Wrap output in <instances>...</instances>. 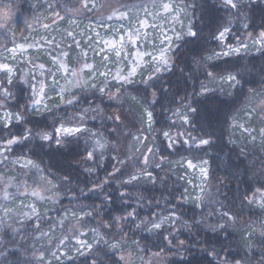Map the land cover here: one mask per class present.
<instances>
[{
  "label": "snow or ice",
  "instance_id": "obj_1",
  "mask_svg": "<svg viewBox=\"0 0 264 264\" xmlns=\"http://www.w3.org/2000/svg\"><path fill=\"white\" fill-rule=\"evenodd\" d=\"M254 2L221 0L227 15L210 33L216 48L192 58L196 71L205 79L200 82L199 91L176 98L178 107L164 109L170 119H175L157 129L155 105L160 102L161 93L167 91L161 76L176 68L187 47L199 42L202 29L210 26L204 20L203 9L199 24L191 19L184 24L181 17L191 16L197 10L196 3L72 0L70 7L56 5L65 15L60 11L52 13L51 23L40 24V17H36L26 24L29 32H35L37 24L47 32L66 18L75 28L87 19V31L94 35L66 30L72 43L64 50L62 42L47 36L24 37L25 43H16V33L9 25L24 5L18 0H0V36L5 39L0 43V233L5 237L13 233L34 242L30 254L26 245L17 246L13 241L16 250L10 251L5 242L0 264H62V259L73 264L75 258L81 257L82 264H150L145 254L154 258L151 264H157L155 258L164 249L151 253L142 244L145 237H132L146 232L162 236L171 244L169 237L177 228L191 231L200 223L214 233H225V239L229 228L236 230L238 223L245 225L240 230L244 240L240 251L233 255L225 248L221 255L213 248L208 252L217 264H264V61L256 70L249 68L247 62L241 63L250 51L264 57V24L259 30L248 31V15ZM113 18L127 21V26L121 23L119 28H113L107 23ZM236 22L243 29L242 34L239 28L233 32ZM99 28L107 30L104 36ZM9 43L13 46L9 47ZM48 47L58 50V55L48 52L50 66L39 62V57L25 56L23 64L30 67H16L18 52H42ZM73 47L77 50L74 62ZM89 51L93 53L91 58ZM223 58H232V67H240L235 71L220 69V62L228 63ZM257 79L258 84L245 88ZM217 92L229 97L226 103L240 101L239 107L225 117L226 128L231 131L228 143L238 148L243 158L240 166H234L222 149L217 152L214 132L194 122L201 105L211 102ZM20 93L24 102L13 111L9 101H19ZM104 100L115 104L111 112L102 106ZM37 116L43 126H36L40 121L28 126ZM89 121L98 124L90 127ZM11 128H18L20 134H13ZM197 129L199 133L194 135ZM157 139L162 146H157ZM73 144L83 145L84 156L78 163L90 165L83 169L94 177L88 181L90 187L76 184L70 174L51 178L50 169L33 159L39 155L38 149L45 146L60 149ZM17 146L21 149L19 155L15 154ZM167 150L173 151L165 155ZM106 160L112 162L110 171H106ZM180 169L183 171L177 178L191 186L192 191L186 186L175 199L190 201L198 209L209 208L207 214L195 221L186 220L177 206L162 196L159 200L149 199L150 215L141 217L126 198L140 204L145 184L164 186L176 174L174 170ZM99 170H105L102 178ZM10 171L16 175H8ZM249 176V187L243 192L238 189L232 198L227 194L221 198L220 189L226 181ZM114 193L120 200L121 212L110 215ZM62 195L72 197L68 207H63ZM82 200L91 202L82 204ZM48 203L53 208L44 206ZM57 204L60 209L55 208ZM233 206L241 211L253 208L258 218L241 221ZM49 211L58 214L48 217ZM209 217H216L218 222L207 224ZM45 224L47 231L43 230ZM57 225L61 228L59 236L53 232ZM36 242H41V248H35ZM184 243L179 241L180 245ZM256 248L261 255L253 259Z\"/></svg>",
  "mask_w": 264,
  "mask_h": 264
},
{
  "label": "trees",
  "instance_id": "obj_2",
  "mask_svg": "<svg viewBox=\"0 0 264 264\" xmlns=\"http://www.w3.org/2000/svg\"><path fill=\"white\" fill-rule=\"evenodd\" d=\"M53 1L56 3V5L61 3V1L62 3H66L65 0H18L19 3L24 5V7L20 8L18 13L14 15L15 17H13V21L11 23L12 29L16 33V40H19L26 35V24L32 23L34 21L37 15H39V11L43 9L44 6L46 7L45 2L51 5L50 3ZM69 1L70 0H67V2ZM127 2L135 3L137 0H127ZM187 2L196 3L197 5V10L190 16V19L193 22L199 24L201 22V9H203L204 20L207 21L210 26H206L202 29V39L199 42L187 47L184 55L181 56L177 61L176 68L170 73H164L161 76V81L167 88V91L161 93L160 102L155 105V112L157 114V120L159 121V123L155 125V128L157 129L171 122V119H175L174 117L170 119L168 113L165 112L164 109L178 107L179 104L176 98L185 97L187 94L192 93L193 91H199L200 82L203 81L205 77L196 71L192 64V58L198 56L200 53L206 50L216 48V41L211 39L210 33L212 29L216 27V25L224 22L223 18L227 15L226 10L221 4V0H187ZM34 4H38L39 7H30ZM248 22L251 24V27L248 29V31L259 30L261 24H264V0H256V2H254L248 15ZM67 24L69 23L67 22ZM67 24L65 25L67 26ZM61 26L62 24L58 26L54 25V28L51 30V32L57 33L59 27ZM232 27L234 33L238 28L240 29L241 34L243 33V29L240 27L239 22L234 23ZM0 42H4L3 36H0ZM229 42L231 43L232 41ZM45 59L46 58L42 57L41 61L50 66V63ZM223 60H227L228 63L220 62V69L235 71L236 68L240 67L239 64L235 65V68L232 67V58H223ZM262 61H264V57H261L257 52L250 51L247 54L246 60L241 61V63L247 62L249 68L256 70ZM17 66L16 67L18 69L21 67H29L28 65H24L22 62ZM190 72L192 73L191 77H189ZM258 83L259 80L257 79L254 81L253 85H245V88L249 86H255ZM209 86L212 87L213 85ZM19 95L21 97L19 101L9 102L13 105V111L16 110V107H18L19 103L24 102L23 94L20 93ZM88 98L91 99L92 97ZM240 99L243 100V97ZM228 100L229 97L226 95L222 96L219 92L215 93L211 102H205L201 105L200 113L197 115L194 122L198 123L205 130L214 132L215 139L217 141V152H220L222 149L223 155L227 157L234 166H240L242 164L243 158L239 156V149L232 148V145L228 143V138L231 135V131L228 130L225 125V117L231 114L235 108L239 107L240 101L226 103L225 101ZM97 102L99 103L100 100L98 99ZM102 106L108 112H111L115 108V104L108 102L107 100L103 101ZM37 121H40V123L36 126L42 127L43 121L40 120L39 116L35 117L28 126L36 124ZM96 124L98 123L89 122L90 127ZM108 127L110 128L112 125L109 123ZM188 127L189 126L185 125V128ZM11 131L13 134H20V130L18 128H11ZM198 133L199 129H197V132L193 134L196 135ZM155 143L157 146H162L160 139H157ZM20 151V147L17 146L15 154L19 155ZM38 151L39 155L34 156L33 159L42 161V167L50 169L51 178L70 174L76 184L90 187L88 181L94 177L89 176L88 173L83 171L85 167H88L87 162L83 164L78 163L81 157L84 156L82 144H73L60 149H57L55 146L49 149L47 146H45L43 150L38 149ZM171 151L173 150H167L164 152V154L168 155V152ZM169 158L175 159L176 157L170 156ZM217 162L219 163V161ZM105 163H107L106 171H110L112 162H108L106 160ZM174 171L176 174L172 175L171 179L164 186H160L158 184L156 187H152L150 184H145L144 200L140 204H137L130 197L126 198L129 199V203H131L133 207H137L141 217L150 215L148 200H159L162 196L165 200H170L172 204H175L177 206L178 213H180L184 219L189 221H195L199 219L201 215H206L210 210L209 208L198 209L190 201L175 199V197L183 191L184 187L187 186L189 188L190 186L185 185L184 181H180L177 178L180 174H182L181 169ZM8 174L13 176L16 175L14 171H10ZM98 175L102 178L105 175V170H99ZM217 175L223 176L225 173L217 172ZM248 179H250V176L226 181V186L220 189L222 194L221 198H223V194H227L229 198H232L237 193L238 189L240 192H243L245 188L249 187L247 183ZM30 181L31 180H29V182ZM60 191L63 192L64 189L61 188ZM113 195L115 203L111 205V212L109 213L110 215L113 213L119 214L121 212L120 200L116 199L117 193H114ZM60 199L63 201V207H68L72 197L70 195H62ZM90 202L91 201L86 200L80 201L82 204H88ZM99 202L100 201L97 199L96 203ZM161 207H163V205H161ZM51 208H53V205H51L49 209ZM55 208L60 209L61 205L57 204L55 205ZM152 210L155 211L156 209L153 207ZM232 210L233 212H236L240 215L241 221H254L258 218V213L253 208H245L243 211H241L238 206H233ZM57 214V211H49L47 216L56 217ZM107 218V216L104 217V219ZM216 222H218L216 217H209L206 223L212 224ZM165 227H167V225ZM241 229H245L244 223H238L236 225V230L229 228L227 230V239H225V233H214L206 226L205 223H200L196 227H193L191 231H185L181 228H177L176 232H173L169 237V239L172 240L171 244H169L167 240H164L162 236H157L155 234L150 235L146 232L140 233L139 235L132 238L140 239L141 236L145 237V239L142 240V244L146 245L151 253L157 252L163 248L164 252L161 253V256L165 258L164 264H217L216 259L213 256L208 255V252L212 251L213 248L220 251L221 255H224L223 250L225 248L233 255L240 251L244 245V240L241 239ZM43 230H48L47 224L44 225ZM53 232L57 236L61 235L60 225H57ZM25 234L31 236V233ZM180 240H183L185 243L180 245ZM13 241L16 242L17 246L26 245L29 248V254L31 253L34 244L33 240L31 238H29L27 241L22 240L20 236L13 233H9L7 237L0 233V251H3L5 242H7V246L10 251H15L16 249L12 247ZM41 246V242L35 243V248L39 249ZM254 252L255 256H253V259L261 255L259 248L254 249ZM70 255H72V253ZM150 256V254H145L146 258ZM45 259L47 260L48 258ZM82 261V257L75 258L73 260V264H82ZM62 264H69V262L68 260L62 259Z\"/></svg>",
  "mask_w": 264,
  "mask_h": 264
},
{
  "label": "rangeland",
  "instance_id": "obj_3",
  "mask_svg": "<svg viewBox=\"0 0 264 264\" xmlns=\"http://www.w3.org/2000/svg\"><path fill=\"white\" fill-rule=\"evenodd\" d=\"M65 1H66V3H62V1H61V3H58V4H65V5L69 6V7L72 5V0H70L69 2H67V0H65ZM50 4L52 5L51 8L48 7L49 3L47 4V2H45L46 7L44 6V8L39 11V15H37V17H40V24H43V23H51V14L54 13V12H57V11H60L61 10L60 8L56 7V3L54 1L52 3H50ZM60 13H61L62 16L65 15V13L62 10L60 11ZM107 14L108 13H105V15H107ZM46 17H47V19H45ZM69 18H71V17H69ZM181 18L183 19V22H184L185 25L190 20V16L187 17V18H185V17L182 16ZM67 22H68V18H66L63 22L57 21V23H56L55 26H58V25H61L62 24V26L59 27L57 33H52L51 32V30L54 28V25L52 26V29H50L49 31L45 32L42 28L39 27V24H37L36 25V29L37 30L35 32H29V31H27V33H26L25 36H23L19 40H16L15 42L16 43H25L24 37L31 38V37H38V36H47L48 39L55 38V40L57 41V43H61L62 42V47L64 48V50H68L67 49V45L70 44V43H72V41H70V38H67L66 37V34H65L66 33V30L67 31H76V32L84 31L86 33V35H94L93 33L87 31V28H86V26L88 24L87 19H84V20L80 21V24L81 25H80L79 28H75L74 26H69V24H67ZM107 23L109 25H111L113 28H119L121 23H124L125 26H127V23L128 22L127 21H120V20H118L116 18H113L111 21H107ZM65 24H67V26ZM176 26L179 27V25H176ZM9 28L12 29V25L11 24L9 25ZM97 30L101 33V36H104L106 34V32H107V30L106 29H103V28H99ZM77 39H82V38L80 36H77ZM4 42H5V39H4ZM4 42H0V43H4ZM8 46L9 47H12L13 45L11 43H9ZM0 51H2V49H0ZM47 51H51L53 55H58V50H55L52 47H48L45 51H42V52H38L35 49H28V50L24 51L23 53H19L18 52L17 53V56H16V66L19 63H21V62L23 63V59H24L25 56H32L33 58L39 57L40 58L39 62H42L41 61V58L44 57V58H46L45 60H47L48 62H50V57H49ZM76 51L77 50L73 47L72 48L73 55L71 57V60L73 62L75 60ZM88 55L91 58L93 56L92 51H89ZM28 66L30 67V65H28ZM89 122L98 123L97 121H89ZM235 135H236V137H238L239 136V132H236ZM87 165L90 166L88 163H87ZM29 183H31V181ZM33 186H35V185H33ZM189 191L190 192L192 191L191 186L189 187ZM28 202L29 201H25V203H28ZM38 203H40V202H38ZM51 205L52 204L48 203V204H46L44 206L50 208ZM8 207H16V205L15 204H8ZM41 210H43V208ZM70 254L71 253H69V255ZM45 258H48L49 259V257H45ZM153 259L154 258L152 256L147 257V258L145 257V260L149 261L150 264H151V261H153ZM155 260H156L157 264H164L165 263L164 262L165 261V258L163 256H161V255H160V257L155 258Z\"/></svg>",
  "mask_w": 264,
  "mask_h": 264
}]
</instances>
